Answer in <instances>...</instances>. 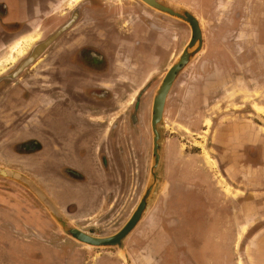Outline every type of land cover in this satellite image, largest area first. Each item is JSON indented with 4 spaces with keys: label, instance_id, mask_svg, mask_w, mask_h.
Here are the masks:
<instances>
[{
    "label": "flooded vegetation",
    "instance_id": "1",
    "mask_svg": "<svg viewBox=\"0 0 264 264\" xmlns=\"http://www.w3.org/2000/svg\"><path fill=\"white\" fill-rule=\"evenodd\" d=\"M255 1L258 2L253 0L251 4L258 5V10L260 5L264 6V0ZM133 2L135 0H0V65H3L0 67V161L12 162L17 155L38 157L47 160L45 162H48L54 184H57L58 175L67 181L81 184L91 185L94 182L93 185H97L96 212L89 214V209L77 207L70 202L63 206V213L76 220L75 224L83 232L99 237L108 235L89 231L87 224H96V229L102 228L100 224H116L113 213L118 208V196L124 194L122 190L130 195L132 191L127 192V181L143 176L145 132L148 126L147 120L143 119L144 105L153 98L155 91L152 86L160 74L154 73L166 55V45L169 43L176 46L180 41V35H176L177 22L145 7L142 9L150 11L154 19L142 11H132L134 17L140 19L142 27L138 29L143 32V40L135 39L133 44H127L124 30L118 27L107 28L105 18L110 14L124 18ZM217 7V3L212 1L211 10ZM21 17L26 20L18 24L17 19ZM207 19L209 22H217L211 25L213 29L209 27L212 35L209 46L217 45L214 49L222 48L221 51L228 57L223 70L214 69L212 64L206 62L205 67L201 64L206 75L204 84L209 89L205 100L215 102L208 114L222 99L230 98L232 93L249 90V95L253 98H246L243 93L234 98L241 106L238 110L242 113L244 129H249V124L253 126L251 134L247 130L248 134L245 135V140L252 142L257 138L258 131L264 129L257 122L264 117V107L258 104L262 100V97L258 99L259 92L264 87V13L214 12L208 13ZM173 33L175 34L172 35ZM20 34L23 38H18ZM139 47L145 60L141 68L139 64L128 60V57H133L134 60ZM118 51L123 55H117ZM238 52L242 57L240 68L236 61ZM118 65L136 70L132 72L133 82L129 83L131 87L135 88L140 78H144V81L136 89V93L132 94L128 108L124 109L127 111V130H119L121 119H118L108 134L103 136V142L97 145L101 128L85 127L82 123L85 117L95 116L101 111L100 102L110 97L111 91L92 88L86 92L84 85L86 82L104 81V77L111 75ZM250 65L253 66L250 68ZM196 75L195 72L194 76ZM114 80L115 83H111L115 84L117 90L125 89L121 81L115 77ZM68 117L73 118L71 123ZM208 117L210 119H205L200 128L207 126L209 132H214V136L216 130L222 128L216 125V119L223 116L209 114ZM211 140L207 142L209 149L217 151H214L212 158L207 157L208 163H211L210 167L216 166L221 176L223 162L227 164L230 160L224 156L227 145ZM131 143V149L135 145L138 154L135 162L130 159V153H127L130 149H126ZM82 144L86 147H81ZM252 144L247 146L245 156L257 161L261 159L262 152ZM58 147L65 148L61 154H58ZM257 150L260 151L258 156L249 155ZM61 157L75 167L64 165L57 168L54 164ZM174 159V167L171 169L174 188L163 195L166 198L161 205V218L158 217V221H147L146 233L145 229L142 231L137 228L130 237L132 244L127 245L130 253L132 245L136 250L142 245L143 250L141 253L131 254L132 263L236 264L230 257L222 261L220 257L209 254L208 258L206 239L201 236L206 225L207 195L211 193L213 170L207 168L205 172L202 168L193 169L187 159ZM134 166L135 170L132 168ZM82 168L87 169V172L78 170ZM69 190L70 188L60 190L66 194L62 192L61 199H68ZM209 202L211 203V199ZM82 209L84 215L75 216ZM166 210H170L174 218L171 215L166 218ZM149 224H160L161 227ZM166 224L174 225L168 228ZM177 224H193L194 254L189 253L190 247L185 249L179 243L174 231ZM166 233L174 235V239L167 241ZM101 256L115 257L116 253L102 252Z\"/></svg>",
    "mask_w": 264,
    "mask_h": 264
},
{
    "label": "crops",
    "instance_id": "2",
    "mask_svg": "<svg viewBox=\"0 0 264 264\" xmlns=\"http://www.w3.org/2000/svg\"><path fill=\"white\" fill-rule=\"evenodd\" d=\"M129 6V13L127 12L128 15L124 18L121 19L120 16L115 17L110 14L105 19L108 22L107 28L116 29L118 27L124 30L125 41L127 44H133L135 39H144L143 32L138 29L142 27L140 19L135 18L133 13L142 11L154 19L150 11L158 12L147 7L139 0H135ZM21 7H24V5L21 4ZM142 7L150 11L146 12ZM132 11L134 12L132 13ZM129 17L132 18L129 19ZM125 19L128 20L125 21ZM25 20V17H21L17 19V23L22 24ZM18 38H23V35L20 34ZM153 45L155 46V42H153ZM215 47L217 45L213 47L204 45L200 55H204L206 63L212 64L211 66L214 69L223 70L226 67L224 62L228 60V57H226L225 52L221 51L222 48L214 49ZM163 53L165 54V52ZM121 54L118 51L117 55L121 56ZM236 57L240 68L242 67L240 62L242 57L239 52ZM132 58L128 57V60L139 64L141 68V65L145 62L141 47L138 48L134 60ZM217 63H219L218 66ZM135 71L134 68L118 65L112 70L111 75L104 77V81L99 83L86 82L84 85L86 92L92 88H106L111 91V96L100 102L101 111L95 116L85 117V121L82 123L85 127L98 126L101 128L99 129L100 138L98 137L96 141L97 145L103 142V136L108 134L118 119H121L118 124L119 130H127V111H124V109L128 108L132 101V94L136 93L138 87L144 81V78H140L135 88L129 85L133 82L132 72ZM158 71H154V74L160 73ZM114 77L121 81L120 83L125 89L117 90L115 88V84L111 83H115ZM128 78H130L129 81ZM119 81L116 82L119 84ZM123 92L125 94H122ZM241 93L242 91L232 93L230 98L222 99L221 103L217 104L218 106L213 107V110L217 111L213 114L223 116L221 120L222 128L216 130L217 134L215 133L213 136V139H215L213 142L227 145L224 156L230 160L227 161V164L223 162L224 167L221 176L213 170L211 193L207 195L206 225L201 233L206 239L205 246L208 255L220 257L222 261H226L230 257L234 259L236 264H264V135H262L263 130H259L258 133L256 132L257 138L252 142L245 140V135L248 134L246 131L250 130L251 134L253 126L249 124V129H244L242 124L244 120H242V113L238 110L241 106L238 105V102H235L236 98H234L235 95ZM227 101L228 105L222 106ZM221 112L222 114H220ZM68 121L71 123L73 118L68 117ZM132 143L127 145L126 149H131ZM251 143L261 149L262 157L257 161L247 159L245 156V150ZM81 147L86 146L82 144ZM57 149L59 150L58 154H61L65 148L58 147ZM127 153L129 154V152ZM45 161L47 160L38 157L17 155L12 162L0 161V166L16 170L33 180L57 209L72 224L83 231L81 227L75 224L76 220L63 213V206L72 202L77 207L83 206V209H89L87 211L89 214L95 213L97 185H93L94 182L87 185L67 181L61 175L56 177L57 184H54L55 181L49 171L48 162ZM54 165L57 168L64 165L73 166L62 157L58 158ZM97 167L100 168L98 164ZM78 170L83 173L87 172V169L83 168ZM68 188H70L69 194L67 193L68 199H61L64 191L61 192L60 190ZM56 190H58L57 193ZM64 195L66 194L64 193ZM210 199L211 203L209 202ZM83 209L78 210L79 212L75 216H83L84 212H81ZM145 219L140 224H146ZM184 226L182 229L175 227L174 231L176 234L180 230L186 232V235L177 236V239L181 245L190 247L189 251L191 252L189 253L192 255L194 254L192 244L195 228L193 224ZM127 250L129 251L128 247ZM115 253V257L103 258L101 256L102 251L63 234L44 205L29 190L13 180L0 177V264H127L118 251H115ZM129 255L131 264H133L130 251ZM210 255L208 258H210Z\"/></svg>",
    "mask_w": 264,
    "mask_h": 264
},
{
    "label": "rangeland",
    "instance_id": "3",
    "mask_svg": "<svg viewBox=\"0 0 264 264\" xmlns=\"http://www.w3.org/2000/svg\"><path fill=\"white\" fill-rule=\"evenodd\" d=\"M169 1L187 8L198 18L202 26L203 33H204V45H209L211 41L212 35L210 33L209 27L213 29L212 27L213 24L217 23L215 20H211L209 22V20L207 19L208 13H214V12L228 13L229 12L233 14L235 12H240V11L243 13H247V14L253 13V12H258L261 14L264 13V6L260 5V9L258 10L257 9L258 5L251 4L253 0H169ZM212 1H214L218 5V7L215 10H211ZM254 2L257 3L258 1L254 0ZM166 17L177 22V29H176L177 34L176 35L178 34L180 35V41H179V44L176 43V46L174 44L170 45L169 43L166 45V55H165V58L161 61L159 68L157 69L159 70L158 72H160V74L155 78L154 85L152 86L153 91H156L157 86L159 85L167 68L172 63L174 58L180 53V51L183 49V47L185 46V44L190 38V29L187 24L177 19H174L172 17H169V16H166ZM174 34L175 33H173L172 35ZM166 43H167V40H166ZM205 62L206 61H205L204 55L203 56L199 55L198 57H196L193 60V62L189 64L185 68V70L177 77V79L175 80L168 94L165 108H164V128H165V138H166L165 165H164L165 185H164V190L162 191V193L159 195V197L155 201L152 210L150 211L148 217L145 219L146 222L152 221V220L158 221V217L161 218V215H160L162 214L161 205H162L163 199L166 198V197H163V195L167 194L169 190H172L174 188L173 183H172L174 179V174H173V171H171V169H173L174 167V164H173L175 161L174 158L179 157L181 160L187 159V162H190L189 164L193 165L192 166L193 169L196 168L199 170L202 168L206 172L207 168L208 169L211 168L212 170L217 172L216 166L210 167L211 163L210 164L208 163V158H207V157L212 158L215 153L214 151H217V150H214V151L210 150L209 144L207 143L209 142V140L213 139L214 132L212 130L211 132H209L207 129V126H202L200 128L201 123L204 122L205 119L207 118L210 119L208 117L209 114H213L214 112H217L216 110L212 109L211 113L208 114V111L210 110L212 103H215V102L213 100H208V99L205 100V94L209 91L208 86L204 84L206 81V75L204 73L205 70H203V67H205ZM201 64H203L204 66L202 67ZM218 65L219 63H217V66ZM0 67H3V65H0ZM195 72L197 73L196 76H194ZM212 73L213 72H211V74ZM263 88L264 87H262L261 92H259L258 99L262 97V100L258 104L264 107V89ZM242 93L243 95L246 96V98H251V97L253 98V96L249 95V93H251L249 92V90H245V92H242ZM151 103H152V99H149L148 101H146L144 105L146 111L144 110L143 119L147 120L148 126H147V131L145 132L146 137H145V143H144L145 149L143 153V159H144L143 176H141L142 178L140 177L141 179L140 178L132 179V180L129 179L127 181V190H128L127 192L132 191L130 195H126V191L122 190L124 194L121 196H118L117 203H116L118 208H117V211L113 213V217H116L115 219L117 223L116 224H100L102 225L101 229H96V224H87L86 228L93 233L98 231V233H101L102 235L105 234L109 236V234L113 235L117 231H119L124 225V223L129 219L130 215L132 214L131 212H133L132 210L135 209L136 205L138 204L145 190L147 180L149 177L151 160H152V130H151V123H150ZM223 105L227 106L228 101L224 102L222 106ZM221 119L222 118L216 119L218 121L216 124L217 126H222ZM257 122L258 124L264 126V117L257 120ZM207 124H209V122ZM262 135H264V129H263ZM171 145H173L174 147ZM133 146H134V149H130L129 155H130V159L135 162L138 154H137V151L135 150V145ZM259 150L254 151L253 154L250 153L249 155H253L254 157H256L260 153ZM129 155H128V158H129ZM132 168H134L135 170V166ZM130 200L131 202L129 203ZM170 215L174 218V214L170 213V210L168 211L166 210V218H169ZM149 225L154 226L156 228L161 227L160 224H149ZM166 225L168 228H170V227H173L174 224H166ZM184 225L185 224H177V227L182 229V227H185ZM146 226L147 224H139L138 228L139 230L142 229V231L145 229V233H146V230H147ZM131 235L127 238L126 243H125L128 246L132 244L131 238H130ZM144 235L145 234H141V236H144ZM182 235H186V232L180 230L177 236L179 237ZM165 236H166L167 241L174 239V235H172L171 233H166ZM201 236L202 238L205 237L202 234ZM198 246L200 247V242ZM183 247L186 249L188 246L183 245ZM98 250L104 253L111 252V251H117L114 248H101V249L99 248ZM131 251L133 254L141 253L142 245L141 247L138 248V250H136L132 245Z\"/></svg>",
    "mask_w": 264,
    "mask_h": 264
},
{
    "label": "water",
    "instance_id": "4",
    "mask_svg": "<svg viewBox=\"0 0 264 264\" xmlns=\"http://www.w3.org/2000/svg\"><path fill=\"white\" fill-rule=\"evenodd\" d=\"M139 1L158 13L187 24L190 29V38L169 65L154 92L151 103L152 160L149 177L138 204L122 228L115 234L105 237L93 236L81 231L57 209L33 180L16 170L0 166V177L13 180L29 190L44 205L45 209L55 220L63 234L96 249L114 248L123 256L127 264H131V258L125 244L126 240L148 216L155 201L164 190L166 141L164 108L168 94L177 77L204 49V33L202 26L198 18L187 8L169 0Z\"/></svg>",
    "mask_w": 264,
    "mask_h": 264
},
{
    "label": "bare ground",
    "instance_id": "5",
    "mask_svg": "<svg viewBox=\"0 0 264 264\" xmlns=\"http://www.w3.org/2000/svg\"><path fill=\"white\" fill-rule=\"evenodd\" d=\"M21 53V52H20ZM200 155V154H199Z\"/></svg>",
    "mask_w": 264,
    "mask_h": 264
}]
</instances>
